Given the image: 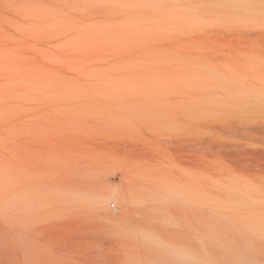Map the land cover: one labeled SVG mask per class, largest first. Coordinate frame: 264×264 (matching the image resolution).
<instances>
[{
  "label": "rangeland",
  "instance_id": "374dc122",
  "mask_svg": "<svg viewBox=\"0 0 264 264\" xmlns=\"http://www.w3.org/2000/svg\"><path fill=\"white\" fill-rule=\"evenodd\" d=\"M0 264H264V0H0Z\"/></svg>",
  "mask_w": 264,
  "mask_h": 264
}]
</instances>
